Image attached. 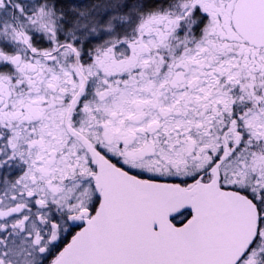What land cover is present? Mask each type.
Masks as SVG:
<instances>
[{"label":"snow or ice","instance_id":"6c2138e0","mask_svg":"<svg viewBox=\"0 0 264 264\" xmlns=\"http://www.w3.org/2000/svg\"><path fill=\"white\" fill-rule=\"evenodd\" d=\"M0 264H264V0H0Z\"/></svg>","mask_w":264,"mask_h":264}]
</instances>
